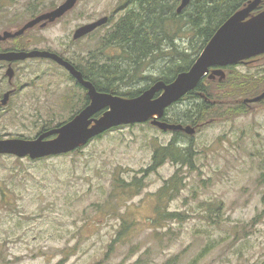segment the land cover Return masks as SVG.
<instances>
[{
  "label": "rangeland",
  "instance_id": "obj_1",
  "mask_svg": "<svg viewBox=\"0 0 264 264\" xmlns=\"http://www.w3.org/2000/svg\"><path fill=\"white\" fill-rule=\"evenodd\" d=\"M65 1L0 0V37L19 32ZM123 1L77 0L60 19L9 37L0 48L19 45L24 51L89 62L91 53L101 57L97 45L112 24L78 40L74 31L103 17L117 20ZM176 44L187 48L185 34ZM262 61L236 69L260 74ZM162 64L146 65L143 75L157 78ZM13 69L9 84L0 64V99L23 86L0 106V139H35L44 126L54 129L83 107V91L51 60L26 59ZM148 80L118 86L125 92L157 82ZM259 102L246 103L251 104L246 115L209 120L197 131L189 126L191 135L180 131L182 148L189 145L188 136L193 138L191 167L167 160L145 173L154 151L173 139V131L151 122L112 130L76 152L39 161L0 156V264H264V104ZM190 108V101H178L162 122H181ZM177 171L179 192L162 199L161 206L183 214V220L162 221L158 227L157 193ZM118 178L141 179L139 195L119 202L113 185ZM123 223L128 232L119 238Z\"/></svg>",
  "mask_w": 264,
  "mask_h": 264
},
{
  "label": "trees",
  "instance_id": "obj_2",
  "mask_svg": "<svg viewBox=\"0 0 264 264\" xmlns=\"http://www.w3.org/2000/svg\"><path fill=\"white\" fill-rule=\"evenodd\" d=\"M252 1L189 0L184 10L177 13L176 9L181 0H124L119 6L122 15L117 20H112L113 16L109 18L108 24L111 23L112 27L99 39L97 51L101 57H96L91 53L90 57L92 58L89 62L85 58L81 63L75 60L68 62L87 77L97 91L119 97L134 98L148 87L122 92L119 84L126 85L128 81L131 82L137 78H149L151 81L160 80L166 84L173 82L179 74L187 72L193 66L221 25ZM263 10L264 0L251 15ZM35 11L34 7L32 14ZM183 34L187 39V48L181 49L176 44V39ZM13 46L5 49L0 48V52L24 51L22 46ZM107 50H114L117 53L114 56H108L105 55ZM259 60H263L261 65L264 66L263 54L245 62L222 68L224 78L221 80L217 77L214 79H209L208 76L203 78L192 91L179 100V102L190 101L191 103V108L186 112L185 118L181 122L170 123L175 125L181 123L180 125L183 127L191 126L197 131L209 120L222 122L246 115L251 104H246L244 100L254 98L264 92V71L261 70L263 72L260 74H244L239 72L236 67L255 64ZM156 61L163 62L162 66L158 67V77L153 79L150 76H144L143 69L146 65ZM87 101L84 105L88 104ZM261 103L264 104V99L258 104ZM165 115L164 113L159 120L166 121ZM72 116L66 122L72 119ZM66 122L64 121L56 127ZM48 128L50 127L44 126L42 131ZM172 133V141L167 146L154 151L152 163L145 171L146 174L155 172L167 160L179 167L186 164L190 167L193 165L192 136H188L190 138L189 145L182 148L178 145V137L184 136V133L180 131ZM180 182L177 171L168 181L164 182L158 191V206L155 209L156 226L160 227L159 223L162 221L183 220V214L168 212L161 206L162 199L165 197L170 199L178 194ZM113 185L118 191L117 200L120 202L139 195L142 182L141 179L135 178L132 182L127 183L118 178L114 180ZM212 209L218 211L220 206L212 205ZM128 228L129 226L123 223L118 237H125ZM173 263L167 261L164 264Z\"/></svg>",
  "mask_w": 264,
  "mask_h": 264
},
{
  "label": "water",
  "instance_id": "obj_3",
  "mask_svg": "<svg viewBox=\"0 0 264 264\" xmlns=\"http://www.w3.org/2000/svg\"><path fill=\"white\" fill-rule=\"evenodd\" d=\"M76 2L77 0H66L53 11L31 20L19 32L4 33L0 41L19 36L41 22H54L60 19L75 6ZM188 2L189 0H181L176 12L183 11ZM261 2L262 0H253L221 25L187 72L179 74L168 84L157 81L134 98H123L97 91L90 82L83 81L81 73L73 65L55 53L39 50L0 53V61L7 63L26 59H48L55 62L88 91L90 100L89 104L71 120L41 133L35 139H0V156L38 160L64 155L113 128L147 121L164 131L183 130L188 135L193 134L194 130L189 126L184 128L180 124H167L159 119L163 117L167 108L192 91L206 76L209 79L219 77L221 80L224 78L222 68L264 54V10L251 15ZM107 22L108 18L103 17L80 26L74 31L73 40L87 36ZM7 73H12V70H7ZM7 98L8 94H5L1 102L3 106ZM263 99L264 92L245 100V103H256ZM98 114L100 115L97 116Z\"/></svg>",
  "mask_w": 264,
  "mask_h": 264
},
{
  "label": "flooded vegetation",
  "instance_id": "obj_4",
  "mask_svg": "<svg viewBox=\"0 0 264 264\" xmlns=\"http://www.w3.org/2000/svg\"><path fill=\"white\" fill-rule=\"evenodd\" d=\"M109 19V18H108ZM88 36H90V35H88ZM88 36H85V37H88ZM15 38H17V37H13V38H9V39H15ZM4 42H6V40H4V41H0V46H1V44L2 43H4ZM3 52H5V51H1L0 53H3ZM20 62L21 61H19V62H14V63H7V62H0V64H2V66H5L6 67V72H5V75L6 76H8L7 77V81H8V83L9 84H12V81H11V79L13 78V76H14V69H13V65H15V64H20ZM9 69H11L12 70V73H10V74H8L7 73V70H9ZM75 69L77 70V71H79L76 67H75ZM64 71H65V69H64ZM80 72V71H79ZM81 73V72H80ZM66 75H67V78L68 79H70L72 82H73V84L75 85V86H77L78 88H80L82 91H83V107L79 110V112L84 108V107H86L88 104H89V102H90V100H89V97H88V95H87V90L86 89H84L73 77H71L70 75H69V73L68 72H66ZM81 75H82V79H83V81H87V82H90L91 84H92V82L90 81V80H88V78L87 77H85L82 73H81ZM9 79V80H8ZM93 85V84H92ZM94 86V85H93ZM95 87V86H94ZM23 88V86H19V87H17V88H11V89H9V90H7L3 95H2V98L0 99V106H3L2 104H1V102H2V100H3V97H4V95L5 94H8V98H7V102H6V104L8 103V101H9V99H10V97L12 96V95H14V93H16V91L17 90H21ZM96 89V88H95ZM87 98V99H86ZM86 100H88L87 102H88V104L87 105H84L85 104V102H86ZM5 106V105H4ZM44 131H42V132H40L38 135H40L41 133H43ZM37 135V136H38Z\"/></svg>",
  "mask_w": 264,
  "mask_h": 264
}]
</instances>
